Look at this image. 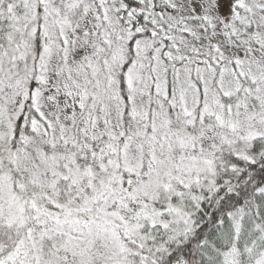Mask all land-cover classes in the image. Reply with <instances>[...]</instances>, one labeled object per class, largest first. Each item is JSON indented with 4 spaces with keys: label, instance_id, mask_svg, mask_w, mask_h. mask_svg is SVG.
Wrapping results in <instances>:
<instances>
[{
    "label": "snow or ice",
    "instance_id": "6c2138e0",
    "mask_svg": "<svg viewBox=\"0 0 264 264\" xmlns=\"http://www.w3.org/2000/svg\"><path fill=\"white\" fill-rule=\"evenodd\" d=\"M0 264H264V0H0Z\"/></svg>",
    "mask_w": 264,
    "mask_h": 264
}]
</instances>
